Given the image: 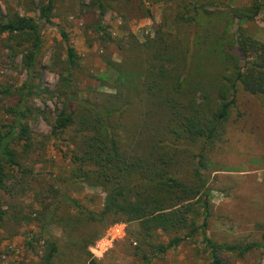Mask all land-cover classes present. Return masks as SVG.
Masks as SVG:
<instances>
[{
	"label": "rangeland",
	"instance_id": "obj_1",
	"mask_svg": "<svg viewBox=\"0 0 264 264\" xmlns=\"http://www.w3.org/2000/svg\"><path fill=\"white\" fill-rule=\"evenodd\" d=\"M40 1L0 0V18L18 13L42 24L35 66L38 74L31 80V94L21 103L22 87L30 79L23 57L31 45L23 35L0 36V135L12 126L16 118L13 112L22 106L28 110L22 123L28 125L31 136L28 148L22 147L23 142L10 145L19 167L8 170L15 177L6 182L9 192L0 188V211L5 213L0 228V264H41L49 237L62 254L55 264H82L87 254L79 258L77 250L97 235L86 253L99 264H145L146 260L149 264H211V252L201 233L159 253L157 247L166 245L173 236L158 231L143 239L137 224L90 223L78 215L77 208L61 199L64 193L83 212L100 213L106 196L100 187L82 181L64 182L71 170V133L55 132L54 126L65 96L72 92L80 99L94 101L127 85L134 86L138 64L130 58L135 51L130 47L129 35L143 43L163 22L171 29L182 0H104L101 25L122 46L121 51L114 44H101L95 29L94 0H55L51 24L39 20ZM216 1L218 9L227 11L262 0ZM237 25V20L231 24V33L236 32ZM242 26L264 44L263 9ZM61 30L69 43L63 40ZM69 45L78 62L66 88ZM203 159L201 171L208 179L210 203L205 237L222 246L264 244V108L258 98L239 92L224 132ZM117 226L120 233L116 235L120 236L112 239ZM100 247V253L94 252ZM219 255L228 264H264L262 249L242 257L229 252Z\"/></svg>",
	"mask_w": 264,
	"mask_h": 264
},
{
	"label": "trees",
	"instance_id": "obj_2",
	"mask_svg": "<svg viewBox=\"0 0 264 264\" xmlns=\"http://www.w3.org/2000/svg\"><path fill=\"white\" fill-rule=\"evenodd\" d=\"M168 1L173 0H154ZM54 2L40 1L41 22L51 24ZM92 4L97 10L95 29L101 44H114L121 51L122 46L101 25L104 0ZM218 5L216 0H182L171 29L163 22L143 43L129 35L135 51L130 58L138 64L135 85L94 101L69 93L54 129L71 133V170L65 184L82 181L106 193L100 213L83 212L75 200L61 194V199L77 208L83 219L90 223L106 221L107 225L137 224L143 239L158 231L173 236L166 245L157 247L159 253L201 233L211 252V264H228L219 252L242 257L254 249L264 250V244L222 246L205 237L210 203L208 179L201 165L224 132L240 91L258 98L264 108V44L242 26L264 10V0L227 11L218 9ZM235 20L237 29L231 33ZM41 27V23L18 13L0 18V36L23 35L31 45L23 57L30 79L22 87L20 103L31 94V80L38 74L35 66L41 49ZM60 32L69 43L65 32ZM77 62L69 45L66 88ZM26 110L17 106L15 121L0 135V188L6 192V182L15 178L8 170L19 167L10 145L23 142V148L31 146L28 125L22 123ZM4 217L0 211V228ZM94 239L77 250L79 258L87 254L82 264H99L86 253ZM61 257L57 243L49 237L41 264H55Z\"/></svg>",
	"mask_w": 264,
	"mask_h": 264
},
{
	"label": "built area",
	"instance_id": "obj_3",
	"mask_svg": "<svg viewBox=\"0 0 264 264\" xmlns=\"http://www.w3.org/2000/svg\"><path fill=\"white\" fill-rule=\"evenodd\" d=\"M116 233H117V234L120 233V232H119V229H118V226L114 228V232H113V234L111 235L112 239H114V238L120 236V235H116ZM98 247H99V245H98ZM101 250H102V247H100L99 249H95L94 252H97V251H98V253H100ZM94 252H93V250H92V253L94 254V256H97V254L94 253Z\"/></svg>",
	"mask_w": 264,
	"mask_h": 264
}]
</instances>
